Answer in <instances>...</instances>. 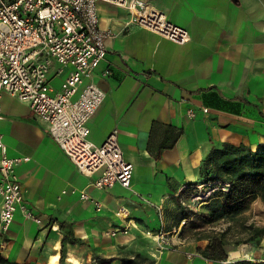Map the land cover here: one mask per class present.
Segmentation results:
<instances>
[{
  "label": "crops",
  "instance_id": "1",
  "mask_svg": "<svg viewBox=\"0 0 264 264\" xmlns=\"http://www.w3.org/2000/svg\"><path fill=\"white\" fill-rule=\"evenodd\" d=\"M144 1L188 30L189 40L179 44L128 25V8L101 0L99 27L110 33L106 56L80 86L92 82L104 91L88 121L90 139L102 144L116 132L133 167L131 188L119 183L98 188L99 173L80 172L30 105L3 94L0 133L8 156L29 157L16 173L24 204L40 220L27 218L18 207L8 231L0 232V264H122L106 259L123 255L136 264L264 262V237L257 248L245 242L238 251L227 250V259L213 260L200 252L209 240L197 239L179 219L180 201L192 209L201 205L192 186L213 143L255 148L264 142V0ZM59 67L53 61L51 79H65L70 66L61 72ZM168 125L183 133L157 158L150 146L156 148ZM254 205L264 211L261 198ZM122 206L129 217L116 215ZM115 229L121 231L113 234ZM158 231L169 239L162 250L151 235ZM67 233L73 241H63L60 261Z\"/></svg>",
  "mask_w": 264,
  "mask_h": 264
},
{
  "label": "built area",
  "instance_id": "2",
  "mask_svg": "<svg viewBox=\"0 0 264 264\" xmlns=\"http://www.w3.org/2000/svg\"><path fill=\"white\" fill-rule=\"evenodd\" d=\"M99 1L0 0V119L3 117V94L18 97L45 122L53 140L80 172L85 175L99 173L94 180L98 188H110L117 183L131 188L133 167L123 157L116 132H111L102 144L90 139L88 121L102 104L104 91L92 82L80 89L84 78L106 56L105 41L110 33L99 27ZM103 1L128 8L131 12L128 25H140L179 44L190 38L188 30L144 0ZM53 61L60 65L59 72L64 66H70L59 89L51 85ZM188 113L195 115L192 109ZM27 160L28 156H8L0 133L2 233L8 231L18 207L27 218L40 220L24 204L23 187L16 173V166ZM82 197L88 198V195ZM96 205L101 208L100 204ZM116 215L129 217L130 211L122 206ZM115 230L113 234L121 231ZM122 231L127 232V229ZM151 235L160 250L169 245L166 232Z\"/></svg>",
  "mask_w": 264,
  "mask_h": 264
},
{
  "label": "trees",
  "instance_id": "3",
  "mask_svg": "<svg viewBox=\"0 0 264 264\" xmlns=\"http://www.w3.org/2000/svg\"><path fill=\"white\" fill-rule=\"evenodd\" d=\"M165 134L156 148L150 150L159 158L164 149L171 148L182 135L183 130L171 125L165 126ZM204 188L199 190L198 186ZM193 192L201 196L199 209L189 208L180 201V223L184 219L185 226L194 229L193 235L197 239L209 240L200 252L213 260H225L228 251L225 249L226 232H205V226L215 224L224 218H233L246 211L250 203L257 197L264 201V142L255 148L245 143L216 142L213 143L204 156L200 165V178L193 183ZM211 191V192H210ZM210 192L209 195L204 193ZM188 223V224H187ZM61 227L65 226L60 222ZM243 225V224H242ZM213 228V227H212ZM245 229H253L249 239L264 237V226L251 223ZM244 229V230H245ZM73 241L69 233L62 239L61 260H63V241ZM248 239V238H247ZM120 259L122 264H136L135 258L126 256L111 257L106 261ZM103 260H100L102 262ZM97 264V263H96ZM232 264H264L263 261L239 259Z\"/></svg>",
  "mask_w": 264,
  "mask_h": 264
},
{
  "label": "rangeland",
  "instance_id": "4",
  "mask_svg": "<svg viewBox=\"0 0 264 264\" xmlns=\"http://www.w3.org/2000/svg\"><path fill=\"white\" fill-rule=\"evenodd\" d=\"M51 77V75H50ZM63 79L61 77H55L53 79H51V85H53L56 89H59L61 87ZM10 103L11 100H9ZM3 125H5V122H3ZM260 197H257L256 199H258ZM255 199V200H256ZM255 200H253L248 209L246 211H244L243 213L236 215L233 218H224L221 220H218L215 224H209L207 226H205V231L213 233L217 231V232H226V236H225V249L226 250H240L241 244L245 243V242H249V246L251 248L255 247L257 248V246L260 243V239H253L250 240V234L253 232V229H245L242 228V224H245V222H248L247 224H255L256 226H262L264 224V211H258L254 209V202ZM189 207V206H188ZM192 207V206H191ZM189 207V208H191ZM194 208V206H193ZM261 210V209H259ZM188 224V223H187ZM213 227V228H212ZM245 229V230H244ZM248 238V239H247ZM249 248V249H250ZM252 249V250H255ZM251 250V249H250ZM235 255H238L237 252H235Z\"/></svg>",
  "mask_w": 264,
  "mask_h": 264
},
{
  "label": "bare ground",
  "instance_id": "5",
  "mask_svg": "<svg viewBox=\"0 0 264 264\" xmlns=\"http://www.w3.org/2000/svg\"><path fill=\"white\" fill-rule=\"evenodd\" d=\"M237 253H238V252H237ZM237 256H238V255H237ZM56 258H58V256H54V257H53V260L56 259Z\"/></svg>",
  "mask_w": 264,
  "mask_h": 264
}]
</instances>
